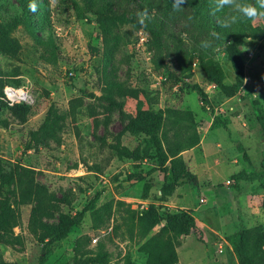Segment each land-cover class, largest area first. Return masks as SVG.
Segmentation results:
<instances>
[{"label": "rangeland", "instance_id": "rangeland-1", "mask_svg": "<svg viewBox=\"0 0 264 264\" xmlns=\"http://www.w3.org/2000/svg\"><path fill=\"white\" fill-rule=\"evenodd\" d=\"M35 1L37 31L53 38L57 58L55 62L45 61L41 47L21 25L13 32L21 43L20 52L15 57L0 53V70L7 74L6 83L26 90L30 95L27 104L31 105L25 122L14 117L8 107L0 106V158L33 168L37 181L56 195L73 196L69 206L60 205L63 212L74 214L85 205L88 209L65 238L43 247L27 229L31 205L20 206L21 223L14 231L21 234L24 245L0 244V257L14 264H78L103 244L111 254L112 263L121 262L129 252L134 264H148L143 246L151 225L162 219L145 218L141 212L150 205L159 212L176 208L163 203L164 173L155 158L120 159L109 144L119 140L130 149L145 147L144 135L123 131V126L134 116L138 101L154 111L199 108L197 93L183 83L191 82L204 88L209 106L216 111L210 135L214 142L220 141L219 172L226 174L230 168L223 156L234 155L244 164L248 161L243 157L245 154L264 165V128L256 121L252 105V99H257L264 109V44L256 39L245 40L241 47L245 62L243 86L238 95L225 98L215 84L206 80L195 61L192 76H184V54L194 42L186 24L173 23L162 32L160 40L132 23L120 26L114 37H109L101 32L92 13L77 18L69 0ZM20 13L22 9L16 0H6L5 7L0 8V21L8 22ZM252 24L264 26V16H257ZM105 52L107 62L103 60ZM211 54L219 63L218 71L223 73L224 81L232 82L234 74L226 56L219 47ZM124 89L136 90L137 97L123 94ZM221 106H227V111ZM207 111L210 116L199 118L203 123L213 119ZM52 112L62 116L55 130L60 140L48 136L37 148L23 151L30 131L36 130ZM240 113L246 119L245 132L240 127L243 122ZM193 121L201 136L204 132L195 114ZM185 124L184 119L171 114L165 120L164 132L172 138L169 133L184 131ZM191 180L193 177L189 175L188 181ZM229 180L228 185L232 183ZM262 181L248 182L244 188L245 228L262 225L264 229ZM221 198L225 202V195ZM107 204L111 215L109 219L104 216L100 222L93 211ZM130 210L136 214L132 226L128 223ZM211 211L218 217L217 211ZM57 214L47 221L55 224Z\"/></svg>", "mask_w": 264, "mask_h": 264}, {"label": "trees", "instance_id": "trees-1", "mask_svg": "<svg viewBox=\"0 0 264 264\" xmlns=\"http://www.w3.org/2000/svg\"><path fill=\"white\" fill-rule=\"evenodd\" d=\"M16 1L22 13L14 15L8 22L0 21V53L11 57L17 56L22 46L13 32L21 25L41 47L43 59L47 62H55L57 46L53 38L37 31L38 21H34V16L38 13L36 1ZM239 2L250 4L249 0H239ZM69 3L77 18H86L87 12L92 13L101 32L109 37H114V31L120 26L132 23L136 28L148 30L153 37L160 40L162 32L173 23L186 24L194 42L192 48L187 49L184 54L186 57L185 65L182 67L185 72L184 76L187 78L192 76V64L195 61L206 80L215 84L225 98L238 95L244 83L245 62L240 46H244L247 38L256 39L264 44V26L252 24L254 18L244 17L230 7L214 12V0H69ZM5 4L6 0L0 3V8L5 7ZM251 4L256 5V0H252ZM30 5H35L34 11ZM145 11L149 18L141 24L139 14ZM215 47H219L220 52L226 56L231 65L234 77L230 83L225 82L223 73L218 71L219 63L215 55L211 54ZM103 60L107 62V52L103 54ZM163 65L166 67L165 64ZM18 71L19 69L16 68L15 72ZM6 75L0 70V106L8 107L14 117L20 122H25L27 115L31 112V105L23 102L10 106L2 98L1 88L8 84ZM183 83L197 93L203 109L214 112V109L209 106L208 94L201 85L191 82ZM122 92L125 95L137 97V91L134 89H124ZM240 97L243 98V96ZM107 98L110 100L109 97ZM252 105L255 107L256 121L261 128H264V109L257 99H252ZM171 114L175 118H182L186 121L184 131L183 129L175 131L172 138L164 132L165 120ZM59 119H62V116L57 112L47 114L41 125L36 130L30 131V138L24 144L23 151L37 148L42 143L41 140L48 136L59 141L60 138L55 132ZM123 131L144 135L145 147L142 150L130 149L121 144L119 140L110 143L109 147L120 159L130 158L138 161L148 156L155 158L164 173L163 184L166 189L163 194L165 196L171 192L173 184L184 180L185 164L180 158L173 157L179 151L192 147L199 141L200 132L196 129L193 113L190 110L164 108L154 111L144 108L141 101H138L136 112L123 126ZM163 140L167 143L166 150L163 147ZM169 156L172 159L168 168L164 164ZM243 157L248 159L245 154ZM167 171H171V177L167 175ZM232 180L235 184L240 180H263L261 188L264 208V165L262 162H259L253 171H239L232 176ZM147 188L148 186L146 190ZM72 201L73 196L69 197L67 194L58 196L46 185L37 181L36 171L33 168L0 158V244L20 245L21 247L24 245L21 234L14 231V228L21 223L20 206L22 205H31L27 229L38 242L42 243L43 247L65 238L71 229L81 222L84 212L88 209L85 205L81 211L74 214L63 212L60 205L69 206ZM56 213H58L57 222L50 224L47 220L54 218ZM93 214L102 222L104 216L109 219L111 208L107 204L93 211ZM141 216L149 219H162L171 231L183 235L190 234L195 228L194 217L185 210L159 212L156 206L150 205L142 210ZM135 218V211L130 210L129 226L134 224ZM227 239L239 264H264L262 225L252 228L241 227ZM143 248L147 253L148 264H173L169 245L162 231H157L148 237ZM0 264L14 263L4 261L0 257ZM78 264H134V262L129 252H126L121 262L112 263L110 252L103 244H99L94 253L85 256Z\"/></svg>", "mask_w": 264, "mask_h": 264}, {"label": "crops", "instance_id": "crops-1", "mask_svg": "<svg viewBox=\"0 0 264 264\" xmlns=\"http://www.w3.org/2000/svg\"><path fill=\"white\" fill-rule=\"evenodd\" d=\"M221 107L227 111V106ZM190 111L194 112L193 117L195 114L204 133L199 136L196 145L179 151L173 157L180 158L185 164V177L184 180L173 184L171 192L165 196L166 200L163 203L168 204L169 208L174 205L176 210L189 212L195 219V228L190 234L183 235L171 231L164 220H159L151 225L148 237L157 231L163 232L169 245L173 264H239L227 238L239 228H245L247 208L246 205L242 204V198L246 194L244 189L247 186L246 183L254 181L240 180L236 183L237 185L233 180L230 185H225L224 182L232 179V176L241 170L253 171L261 161L247 155L248 161H243V164L239 157H233L234 155L223 156L224 163L230 168L228 173L221 174L217 169L220 161V141L214 142L212 133L210 135L216 111L214 110L211 114L213 119L207 123L199 120L208 113L202 106L199 108L195 106V109H190ZM241 113L239 116L243 118V122L240 127L245 132L247 123L245 116L242 117ZM227 126L231 130V127ZM174 133L169 134L173 135ZM166 146L167 143L163 140L165 150ZM171 159L172 157L169 156L165 161V167H170ZM167 175L171 177V171H167ZM189 175L193 177V180L188 181ZM195 192L200 194L196 195ZM224 195L225 202L221 198ZM143 201L146 203V207L148 200ZM204 203L207 204L204 205ZM211 210L217 211L218 217H215ZM224 252L226 255H221Z\"/></svg>", "mask_w": 264, "mask_h": 264}, {"label": "clouds", "instance_id": "clouds-1", "mask_svg": "<svg viewBox=\"0 0 264 264\" xmlns=\"http://www.w3.org/2000/svg\"><path fill=\"white\" fill-rule=\"evenodd\" d=\"M214 4V12H219L225 7H230L249 19L256 18L257 16H264V0H256V5L242 4L239 0H214ZM30 8L34 11L35 5H30ZM148 18V13L146 11L139 14L141 24H144L145 20ZM233 19H235V17Z\"/></svg>", "mask_w": 264, "mask_h": 264}, {"label": "built area", "instance_id": "built-area-1", "mask_svg": "<svg viewBox=\"0 0 264 264\" xmlns=\"http://www.w3.org/2000/svg\"><path fill=\"white\" fill-rule=\"evenodd\" d=\"M1 91L3 93V99L7 102L8 105H14L17 103H27L30 95L29 93L24 90L23 88H16L10 84H6L1 88ZM225 183L228 185L230 183V180H226ZM200 201H203V199H200ZM97 239L94 237L92 238V241L95 242Z\"/></svg>", "mask_w": 264, "mask_h": 264}, {"label": "water", "instance_id": "water-1", "mask_svg": "<svg viewBox=\"0 0 264 264\" xmlns=\"http://www.w3.org/2000/svg\"><path fill=\"white\" fill-rule=\"evenodd\" d=\"M240 48H241V46H240Z\"/></svg>", "mask_w": 264, "mask_h": 264}]
</instances>
